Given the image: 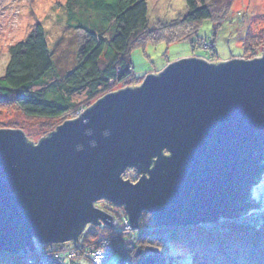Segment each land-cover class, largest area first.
<instances>
[{
    "label": "water",
    "instance_id": "water-1",
    "mask_svg": "<svg viewBox=\"0 0 264 264\" xmlns=\"http://www.w3.org/2000/svg\"><path fill=\"white\" fill-rule=\"evenodd\" d=\"M262 159L264 52L218 65L179 60L35 145L0 129V251L26 253L35 240L79 246L87 224L113 226L95 207L100 200L123 206L134 228L143 212L157 227L235 217L248 206L243 178L249 183ZM131 167L141 173L136 182L122 177Z\"/></svg>",
    "mask_w": 264,
    "mask_h": 264
},
{
    "label": "trees",
    "instance_id": "trees-1",
    "mask_svg": "<svg viewBox=\"0 0 264 264\" xmlns=\"http://www.w3.org/2000/svg\"><path fill=\"white\" fill-rule=\"evenodd\" d=\"M184 2L187 7L186 14L170 21L165 30L158 33L159 28H154L156 25L149 27L147 0H65L60 5L65 13V25L85 36L84 43L75 53L73 63L67 66L58 63L55 52L49 45L45 28L36 22L24 40L8 47L9 59L4 76L0 78V106L12 105L28 118L68 120L73 118L81 105L86 106L109 94L112 81L135 84L137 79L133 76L130 61V51L134 47L156 42L160 37L169 38L168 42L179 41V38H175L176 32L183 25H191L196 30L204 20L218 22L230 6V0ZM157 26L161 27V22H157ZM190 42L193 47L198 45L194 43L196 40L191 39ZM211 50L213 51V47ZM165 153L168 154V151L163 152ZM263 173L264 168L260 167L258 172L249 174L246 187L257 184ZM249 194L250 190L245 195V200H250V205L253 206ZM252 209L241 213L238 220L233 219L234 217H220L216 222L207 225L213 227L209 229L197 225L157 227L150 215L144 212L138 220L139 229L120 236V239L123 241L132 237L145 242L152 239L159 241L162 237L164 241L182 245L187 242L184 246L195 256L197 264H264V216L260 220L245 221L242 218L252 212ZM256 209L264 212V208ZM254 211L258 212L255 209ZM120 220L128 221L127 214ZM67 241L60 244L59 254L64 252L67 255L69 249L66 246H74ZM74 241L80 245L87 243L83 234H79ZM89 244H94L93 253L103 250L101 242L94 241ZM46 245L44 253L50 255L56 252L52 249L54 244ZM116 254V264L118 263L121 255L114 253L107 264ZM131 256L128 257L127 264H131ZM60 257L63 264H78L71 263L65 256L62 258L61 254ZM134 258L137 261L139 257ZM81 259L91 264L88 258ZM9 263L23 264L20 256L0 251V264Z\"/></svg>",
    "mask_w": 264,
    "mask_h": 264
},
{
    "label": "rangeland",
    "instance_id": "rangeland-1",
    "mask_svg": "<svg viewBox=\"0 0 264 264\" xmlns=\"http://www.w3.org/2000/svg\"><path fill=\"white\" fill-rule=\"evenodd\" d=\"M64 2L65 0H0V78L4 76L5 67L9 59L8 47L24 40L36 22L41 23L45 28L49 45L55 52L58 63L64 66L73 63L75 53L79 46L84 43L85 36L81 35L80 31L75 32L65 25V13L60 7ZM147 6L149 27L153 28L156 25L154 28H159L157 30L159 31L158 33L165 30L168 23H171L170 21L187 12L184 0H147ZM228 9L222 17L218 16L221 19L220 21L213 23L209 19L204 20L198 25L196 30L192 29L191 25L188 27L183 25L182 29L176 32L175 38H179V41L168 42L169 38L160 37V40L156 42L151 41L147 42L145 46L134 47L130 51V61L133 76L137 81L135 84H132V82L116 83L112 81L109 94L121 91L128 86L132 89L136 88L143 83V80L148 75H159L168 65L182 59L195 58L212 65H218L231 60L261 58L264 52V0H230ZM157 22H161L162 26L158 27ZM189 39L196 40L194 43L198 45L193 47ZM212 47L213 51L211 50ZM101 98L103 96L91 101L86 106L81 105L77 111L82 108L84 113L88 107L93 106ZM76 112L73 118L68 120L79 118L83 114L77 116ZM62 120L28 118L12 105L0 106V129H17L21 131L26 141L32 145L37 144L41 138L48 137L50 132L55 131V128L63 124L61 122L66 120V118ZM261 162L264 167V160L262 159ZM122 177L128 178V180L133 179L136 177V171L133 167L127 168ZM130 181L132 182V180ZM242 182L245 187L244 194H248L250 190L249 199L253 201V206L250 205V200H243L248 206L241 213L253 208L248 215H256L257 213H255L254 209L259 211L256 208H264V173L258 183L249 188L246 187L244 178ZM105 201L95 202V207L111 216L110 223L113 226L107 225L103 221L98 224L90 223L80 233L86 236L87 239V243L82 244L83 248L91 247L88 244L94 241H100L104 245V250L98 257L92 260L88 258L91 264H104V259L106 258L104 253L106 249L110 248L120 252L124 259L130 257L134 253L133 251L136 250L135 253L137 251L141 253L138 256L139 258L152 255L156 264H197L194 260L195 256L190 252L189 248L184 246L187 242L182 245L178 242L164 241L162 237H160L159 241L152 239L140 242L138 238H132L124 246V241H121L120 236H126L129 229L120 218L123 219L126 216L124 213L125 209L123 206H116L109 201ZM241 213L231 218L237 219ZM149 217L152 219L151 215ZM114 220H117L118 223H114ZM142 224L147 225L145 222H142ZM197 226L199 227L200 225ZM200 227L209 229L212 226L205 224ZM134 229L139 228L136 227ZM67 240L71 244L73 243L72 238ZM62 243L52 242L48 244H54L52 249L59 251ZM36 244H40L41 248L47 246L46 243H40L35 240L34 245ZM68 247L69 245L66 248L70 252L76 249V246ZM35 251L37 250L32 249L17 255L20 256L23 264H27L26 258ZM134 257L133 255L131 256V264H138L139 258L135 261ZM117 260L118 255L116 254L112 257L109 264H116ZM72 261L78 264H89L87 261L73 257V254L71 257ZM120 264L125 263L123 261Z\"/></svg>",
    "mask_w": 264,
    "mask_h": 264
},
{
    "label": "built area",
    "instance_id": "built-area-1",
    "mask_svg": "<svg viewBox=\"0 0 264 264\" xmlns=\"http://www.w3.org/2000/svg\"><path fill=\"white\" fill-rule=\"evenodd\" d=\"M83 113V109L82 108H80L77 112H76V114H77V116H79V115H81ZM255 213H257L256 215H244L242 218H244V220L246 221L247 219H249V220H260V219H262L263 218V216H264V212H255ZM238 219H240V218H238ZM237 219V220H238ZM114 223H118V221L117 220H114L113 221ZM244 222V221H243ZM124 224H125V226L129 229V231H128V233L126 234V235H128V234H130L131 232H133L135 229L134 228H132V226H131V224H130V222H129V220L128 221H126V222H124ZM208 224H212V223H207V225ZM205 225V224H204ZM200 226H202V225H200ZM138 230V229H137ZM118 235V234H117ZM129 240H132V237L131 238H129V239H125V240H123L124 242H123V245L124 246H126V243L127 242H130ZM97 243H100V241L99 242H97ZM102 244V243H101ZM37 245V244H36ZM36 245H34V247L35 248H33L34 250H37V251H35V252H33L32 254H30V255H28V257L26 258V263L27 264H48V262H52V263H54V264H63L62 263V259H61V257H60V254L61 255H63V257L62 258H64V256H65V258H67L68 260H70L71 261V257H72V254H73V257H76V258H78V260L79 259H81V258H85V257H87V258H89V259H93V258H95V257H98L99 256V254L101 253V252H103V250L101 251V252H96V253H93V251L95 250V248H94V244H88V246L90 245L91 247H86V248H83L82 247V245H79V246H77L76 247V249H73V252H70L69 254H67V255H65V253L64 252H61L60 254H59V252L60 251H56L55 253H52V254H50V255H48V254H46V253H44L43 252V250H44V248H41L40 247V244H38L37 246ZM103 247H104V245H102ZM81 247H82V249H81ZM38 249H39V251H38ZM29 250H27L26 252H28ZM79 252V253H78ZM80 252H82V253H80ZM114 253H119L121 256V258H120V260L118 261V263L117 264H120L121 262H123L124 261V263L125 264H127L129 261H128V258H123V255L120 253V252H118V251H115L114 249H106V252L104 253V255H105V261H104V264H107V262H108V259L110 258V256L112 255V254H114ZM21 254H22V252H21ZM70 254H71V256H70ZM77 255V256H76ZM123 259V260H122ZM77 261V260H76ZM75 261V262H76ZM24 262H25V260H24ZM71 263H74V261H72ZM77 263V262H76Z\"/></svg>",
    "mask_w": 264,
    "mask_h": 264
},
{
    "label": "flooded vegetation",
    "instance_id": "flooded-vegetation-1",
    "mask_svg": "<svg viewBox=\"0 0 264 264\" xmlns=\"http://www.w3.org/2000/svg\"><path fill=\"white\" fill-rule=\"evenodd\" d=\"M134 169H135V167H134ZM135 170H136L137 177H136V179L133 178L132 182L138 180V179L140 178V176H141V173H139V172L137 171V168H136Z\"/></svg>",
    "mask_w": 264,
    "mask_h": 264
},
{
    "label": "bare ground",
    "instance_id": "bare-ground-1",
    "mask_svg": "<svg viewBox=\"0 0 264 264\" xmlns=\"http://www.w3.org/2000/svg\"><path fill=\"white\" fill-rule=\"evenodd\" d=\"M42 139V138H41ZM60 243V242H59ZM84 259H86V258H84Z\"/></svg>",
    "mask_w": 264,
    "mask_h": 264
},
{
    "label": "snow or ice",
    "instance_id": "snow-or-ice-1",
    "mask_svg": "<svg viewBox=\"0 0 264 264\" xmlns=\"http://www.w3.org/2000/svg\"><path fill=\"white\" fill-rule=\"evenodd\" d=\"M165 155H167V153H165Z\"/></svg>",
    "mask_w": 264,
    "mask_h": 264
}]
</instances>
